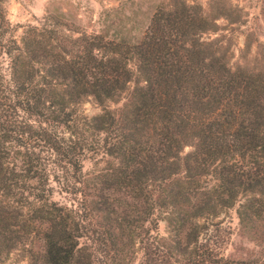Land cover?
Returning <instances> with one entry per match:
<instances>
[{"label":"trees","instance_id":"trees-1","mask_svg":"<svg viewBox=\"0 0 264 264\" xmlns=\"http://www.w3.org/2000/svg\"><path fill=\"white\" fill-rule=\"evenodd\" d=\"M5 1L0 259L20 245L19 264H264L225 254L224 210L264 219V71L203 36L217 16L161 2L129 42L46 14L18 40ZM87 99L100 111L79 112Z\"/></svg>","mask_w":264,"mask_h":264},{"label":"rangeland","instance_id":"rangeland-1","mask_svg":"<svg viewBox=\"0 0 264 264\" xmlns=\"http://www.w3.org/2000/svg\"><path fill=\"white\" fill-rule=\"evenodd\" d=\"M169 0H6V13L11 23L8 35L20 39L24 25L36 22L46 14H58L70 26L99 32L106 38L132 42L138 39L155 7ZM198 3L204 12L217 16L215 31L204 32L205 38L216 37L226 49L229 63L250 71H264V0H187ZM131 85L117 102H122ZM101 106L92 99L85 100L79 112L88 115L100 111ZM187 149V147H186ZM92 160H83V170L93 172ZM54 185V196L67 200L68 194ZM222 219L231 224L225 254L231 258H264V219L258 228L243 225L234 209L224 210ZM164 225L161 224V231ZM23 262V249L19 245L0 264Z\"/></svg>","mask_w":264,"mask_h":264}]
</instances>
